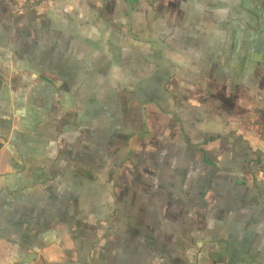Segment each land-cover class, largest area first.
Segmentation results:
<instances>
[{"label": "crops", "instance_id": "crops-1", "mask_svg": "<svg viewBox=\"0 0 264 264\" xmlns=\"http://www.w3.org/2000/svg\"><path fill=\"white\" fill-rule=\"evenodd\" d=\"M130 11L0 0V264H264V0Z\"/></svg>", "mask_w": 264, "mask_h": 264}, {"label": "water", "instance_id": "water-1", "mask_svg": "<svg viewBox=\"0 0 264 264\" xmlns=\"http://www.w3.org/2000/svg\"><path fill=\"white\" fill-rule=\"evenodd\" d=\"M126 2L128 4V8H129V27H128V31L130 33L131 32V30H130V28H131V22H132V15H131V11H130V0H126ZM138 40H140V41L154 42V43H157L161 47L164 46L160 40H145V39H138Z\"/></svg>", "mask_w": 264, "mask_h": 264}]
</instances>
